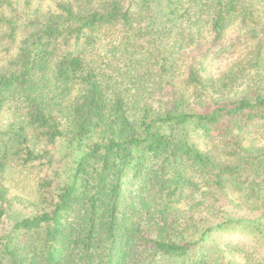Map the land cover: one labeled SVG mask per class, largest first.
Returning a JSON list of instances; mask_svg holds the SVG:
<instances>
[{
    "label": "trees",
    "instance_id": "16d2710c",
    "mask_svg": "<svg viewBox=\"0 0 264 264\" xmlns=\"http://www.w3.org/2000/svg\"><path fill=\"white\" fill-rule=\"evenodd\" d=\"M23 11L0 0V264H264V0ZM12 168L39 203L6 227Z\"/></svg>",
    "mask_w": 264,
    "mask_h": 264
},
{
    "label": "rangeland",
    "instance_id": "374dc122",
    "mask_svg": "<svg viewBox=\"0 0 264 264\" xmlns=\"http://www.w3.org/2000/svg\"><path fill=\"white\" fill-rule=\"evenodd\" d=\"M13 4H16L20 10L31 11V9L39 8L42 10H47L49 8H54L55 3L60 0H11ZM16 45V44H15ZM15 45H11V50L7 51L6 48L10 46L7 41H0V68L6 65L8 58H11L15 53ZM229 63V60H224L219 65L213 64L211 66V71H215L217 68H222ZM214 65V66H213ZM213 67V68H212ZM12 117L11 112H5L0 115V129L4 130L8 125L10 118ZM64 164H61L63 166ZM56 168L53 167V171L58 170L59 165ZM45 169V168H44ZM60 170V169H59ZM39 170H32L31 168L10 169L6 176L5 184L9 188V193L11 196L19 197L23 200V203L16 204L9 209L7 216L5 218V226L12 225L16 220L23 219L25 217L31 216L33 210H36L37 206L34 203H39V196L36 186V174ZM48 171V170H47ZM51 171V169H50ZM44 173V172H43ZM45 174V173H44ZM223 243L228 244V242H234L238 240L232 234H223L221 237Z\"/></svg>",
    "mask_w": 264,
    "mask_h": 264
}]
</instances>
